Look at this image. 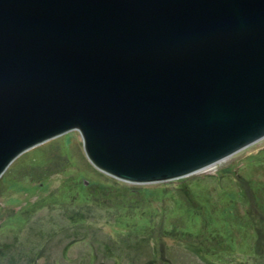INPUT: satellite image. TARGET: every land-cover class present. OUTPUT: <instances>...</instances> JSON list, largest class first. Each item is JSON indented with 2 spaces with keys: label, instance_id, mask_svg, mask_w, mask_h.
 <instances>
[{
  "label": "water",
  "instance_id": "water-1",
  "mask_svg": "<svg viewBox=\"0 0 264 264\" xmlns=\"http://www.w3.org/2000/svg\"><path fill=\"white\" fill-rule=\"evenodd\" d=\"M74 130L131 184L262 139L264 0H0V178Z\"/></svg>",
  "mask_w": 264,
  "mask_h": 264
},
{
  "label": "rangeland",
  "instance_id": "rangeland-1",
  "mask_svg": "<svg viewBox=\"0 0 264 264\" xmlns=\"http://www.w3.org/2000/svg\"><path fill=\"white\" fill-rule=\"evenodd\" d=\"M96 172L75 130L21 154L0 178V246L30 218L56 216L57 207L91 196L104 215L101 223L109 222L105 232L174 236L165 242V256L173 264H201L183 248L187 243L198 245L216 264H264V236L257 240L256 235L264 231V137L204 170L167 182L131 184L101 173L123 184L118 185ZM108 183L116 189L98 190V184ZM54 243L48 248L56 256L66 241ZM86 252L85 243H74L66 256L74 263Z\"/></svg>",
  "mask_w": 264,
  "mask_h": 264
},
{
  "label": "trees",
  "instance_id": "trees-1",
  "mask_svg": "<svg viewBox=\"0 0 264 264\" xmlns=\"http://www.w3.org/2000/svg\"><path fill=\"white\" fill-rule=\"evenodd\" d=\"M96 174L115 184L123 185L99 172ZM98 188L101 192L116 189L112 185L104 184H98ZM77 200L79 203L68 208L57 207L60 214L56 216L45 215L34 219L30 218L20 232L13 235L11 242L0 246V264H104V262L111 264L120 262L125 264H173L165 256L167 252L165 242L171 238L175 240L174 236H165L164 234L154 236L136 230L125 233L115 231L113 234L105 232L103 225H107L109 222L101 223L104 215L99 214L100 208L94 205L91 196L82 198L79 196ZM28 204L26 201L25 205ZM49 209L51 210L52 207ZM126 210L127 208H125ZM129 212L135 213L133 208ZM259 231H256L257 240L260 236H264V231L261 233ZM57 242H63L64 245L60 253L53 256L54 252L52 254L48 247L52 243L57 245ZM74 243H85L89 252L79 256L77 261L72 263L71 259L67 258L66 251ZM183 248L191 252L201 264H216L196 244L188 247L187 243ZM256 253L259 254L260 250H256Z\"/></svg>",
  "mask_w": 264,
  "mask_h": 264
}]
</instances>
